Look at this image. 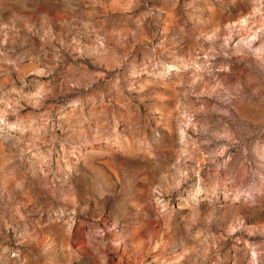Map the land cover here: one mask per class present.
<instances>
[{"label":"rangeland","instance_id":"1","mask_svg":"<svg viewBox=\"0 0 264 264\" xmlns=\"http://www.w3.org/2000/svg\"><path fill=\"white\" fill-rule=\"evenodd\" d=\"M0 264H264V0H0Z\"/></svg>","mask_w":264,"mask_h":264}]
</instances>
